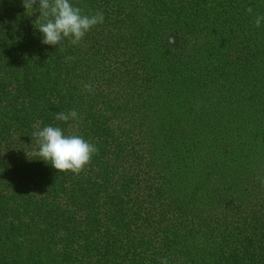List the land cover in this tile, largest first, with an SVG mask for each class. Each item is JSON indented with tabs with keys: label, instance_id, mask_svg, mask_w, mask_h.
Here are the masks:
<instances>
[{
	"label": "trees",
	"instance_id": "16d2710c",
	"mask_svg": "<svg viewBox=\"0 0 264 264\" xmlns=\"http://www.w3.org/2000/svg\"><path fill=\"white\" fill-rule=\"evenodd\" d=\"M71 3L104 22L60 48L0 0V264H264V0ZM37 125L98 154L59 173Z\"/></svg>",
	"mask_w": 264,
	"mask_h": 264
},
{
	"label": "clouds",
	"instance_id": "9594fccd",
	"mask_svg": "<svg viewBox=\"0 0 264 264\" xmlns=\"http://www.w3.org/2000/svg\"><path fill=\"white\" fill-rule=\"evenodd\" d=\"M34 5L38 7L34 9ZM23 7L40 13L35 23L36 28L43 35L41 43L53 47L63 48L65 42L79 45L92 28L104 22L103 11L84 14L80 7L71 3V0H23ZM246 11L249 14L253 13L251 7H248ZM262 21L264 16H255L256 27H260ZM85 88L88 91H94L91 84H86ZM55 119L63 122L69 120L82 122V116L75 109L70 112L56 113ZM32 137L38 146L34 155L50 163L59 173L71 172L79 175L90 164L92 156L98 154L95 144L79 135H65L60 127L49 125L40 128L37 125L36 130L32 132ZM261 183L264 184V179ZM161 264H168L167 259H162Z\"/></svg>",
	"mask_w": 264,
	"mask_h": 264
}]
</instances>
